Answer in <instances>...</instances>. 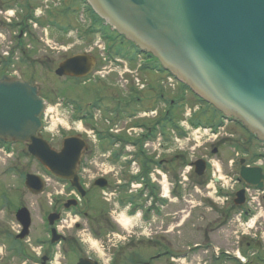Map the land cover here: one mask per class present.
I'll return each instance as SVG.
<instances>
[{
  "label": "water",
  "instance_id": "1",
  "mask_svg": "<svg viewBox=\"0 0 264 264\" xmlns=\"http://www.w3.org/2000/svg\"><path fill=\"white\" fill-rule=\"evenodd\" d=\"M85 1L102 21L155 57L199 99L264 142V0ZM88 59L76 55L61 63L56 75L83 76L90 67ZM43 112L35 88L7 76L0 79V142L27 143L30 155L52 175L70 180L80 191L76 171L85 144L70 137L59 152L51 150L39 135ZM191 166L197 176L203 175V161ZM239 180L263 189L259 168L241 167ZM95 185L102 188L105 182ZM25 186L39 193L43 184L28 175ZM234 203H244L243 190ZM16 219L22 226L18 238L23 239L30 215L22 209Z\"/></svg>",
  "mask_w": 264,
  "mask_h": 264
},
{
  "label": "flooded vegetation",
  "instance_id": "2",
  "mask_svg": "<svg viewBox=\"0 0 264 264\" xmlns=\"http://www.w3.org/2000/svg\"><path fill=\"white\" fill-rule=\"evenodd\" d=\"M126 45L128 52L121 55L122 59L132 56L133 53L132 47L128 44ZM94 57L96 58V63L93 72L102 70L103 68L111 70L123 69L122 65L112 67L108 61L103 59L98 61L97 55H94ZM143 73L145 74L147 71L143 70ZM124 79L127 81V84L122 87L114 74L108 75L103 80L94 78L93 80L98 81L94 84L99 89V97L87 102L78 97L79 102H75L79 109L75 108L73 104H71L70 107L73 109L74 113H77V116L83 118L84 127L87 126V124H85L86 120H88L92 114H96L97 132L104 129H101L103 123L108 122L111 126L108 131H114L116 129V139L121 143L128 142L127 157L130 161L126 163V158L123 157L127 146H125V149L124 146H120L114 151L113 161L115 158L116 166L121 165L127 169L134 162L137 166H141L142 164L145 166L141 196L128 195L129 186L120 181L119 186L116 184L117 186L114 190L117 192L118 204H121L122 207L126 205L129 208L128 212L126 209H123L125 215L132 216V211L141 210L143 223L149 228L148 234L142 240L138 239L134 241V239H131L121 245H116L117 242H115V244L108 246L107 243H110L112 240L105 241V243L102 244L103 250L109 253L112 248L110 252L111 258L107 259L105 262L93 256L88 251L92 250V248L88 247L84 242L85 232H88L92 237L96 236L94 237L96 239H101L102 236H104L103 231L108 230L112 232L113 239H115L116 237L119 238L117 234L120 232V229L116 225V220L113 216L116 212L107 209V206L101 200L100 192L96 194L98 205L101 206L100 209L96 210L97 208H93V204L89 203V192L93 190L94 187L86 185L84 182V175L82 174L87 165L92 164V162H89L91 151L87 149L81 158L78 169L79 181L85 191L83 197H80L79 193L75 189H72L69 182H64L62 184L64 193L60 192L62 195L60 197L57 196L56 205L48 203L47 197L44 195L49 186L44 187V193L40 196L31 195V197L37 200L36 204H38L41 210L40 213L42 214L39 233L36 234L32 240L33 246L36 249L34 257H32V253L24 249V241L18 240L17 236L20 229L14 234L6 229H2V234H0V241L2 244L10 243L9 251L11 253H17L21 248L23 253L17 254L20 258L23 257V259L17 258L16 262L19 261L22 262V264H27L23 261H27L30 258L34 260V264H79L80 261L85 259L89 260L86 264H171V262H175L174 257H176L177 260L179 258L183 261L191 258V262L202 264V261L199 260L200 257L208 253H210L211 259L205 261L203 264H264V196L260 199L261 203L258 206L259 208H248L245 202L241 205H236L234 200L227 201L220 205L209 197L207 191L209 189L208 175L205 172L202 177H197V180L200 182L199 185L195 183L193 188L190 186L193 192L204 193H201L202 196L197 198L195 204L191 201H187L185 197L176 199V202H179L178 205L170 198L164 201V196H162L165 162L164 154H162L164 153V138H162V142L156 144L157 131L150 132L146 135L144 141L135 139L129 141V139L125 138L127 129H131L135 125V122L140 120V114L142 112L157 108L151 105L154 96L150 99V103H147L143 96L144 94L150 95L149 92L152 89L144 88L142 91H138L130 83L129 75H124ZM93 80L92 78L89 80H82L78 86L85 87ZM131 94L138 95L140 99H136V101L133 99L127 100V97ZM160 96L161 93L159 91V97ZM160 99L161 98H159V100ZM143 102H145L144 106ZM137 108H140V111L136 112ZM199 113H201V111L198 112V114ZM206 114L213 119L219 120L221 118V115L212 108H208ZM157 116V118H159L160 114ZM92 128H95V125L92 124ZM156 128L157 126L154 127V129ZM158 128L160 129L161 126ZM240 131L242 132V130ZM242 134L245 135L243 132ZM162 135L164 136V132ZM234 138L235 137H233L232 140L234 142L233 144L231 142V145H235V147L239 149L241 142L237 141L236 138V140H234ZM147 140L148 144L145 149L144 145ZM244 141L245 138L242 139V142ZM251 141L255 143L253 138ZM225 146H228V144L224 138L218 140L211 147V152L209 154H204V158L211 159L219 156V150ZM229 147H231L230 144ZM157 151L160 153V158L158 159L155 158ZM175 158H177V156H175ZM173 161L175 160L173 159ZM233 172L238 174L239 164L234 166ZM201 186L203 188L202 190L200 189ZM188 187L189 185L187 188ZM172 194L174 198L175 194ZM136 199L141 200H138L134 205L131 201ZM75 200L78 201L77 204L74 202ZM46 204L48 205L47 209L45 208ZM67 204H69L70 207H68ZM170 204H173V207H180L178 208L179 211L171 214L168 213L167 210L169 208L171 209ZM190 204L191 207L189 206ZM21 208H26L30 212L29 206L27 207L22 202H19L12 206L13 210H11V213L14 215V219L16 212ZM88 211L91 213L94 211L98 215L96 217L93 214L88 215ZM184 214L186 215L183 216ZM51 216H53L52 220L50 219ZM108 216L111 217V220H113L112 222L115 224H111ZM171 216H178V223H180L178 227L181 228V232L176 233V235H178L174 238L172 236L174 234L173 231L169 229L171 225H174L173 222H170ZM72 218L76 220L74 221V225L69 227L68 223H70ZM184 218L188 220L185 225V220L180 221ZM251 220L253 226L249 227L248 224ZM156 221L160 222L161 225L159 227L155 225ZM187 225L191 228H185ZM154 227L157 229L153 232ZM246 228H250V230L247 231ZM188 229L189 232H184V230ZM191 230H194V232ZM223 230L228 232L226 236L228 242L224 244V248L217 242L218 237L222 238L221 233ZM190 235L191 238L189 240L188 237ZM129 237L132 238L131 236ZM175 246H178V254L173 253ZM165 249L167 251H165ZM26 252H28L29 255H27ZM138 253L142 255V258L138 256Z\"/></svg>",
  "mask_w": 264,
  "mask_h": 264
},
{
  "label": "rangeland",
  "instance_id": "3",
  "mask_svg": "<svg viewBox=\"0 0 264 264\" xmlns=\"http://www.w3.org/2000/svg\"><path fill=\"white\" fill-rule=\"evenodd\" d=\"M1 4H0V11L2 13H4V11L8 10V11H13L15 12L16 9L20 8V6H22V8H24L26 11H32L34 8L36 7H40L41 6V2L42 0H0ZM23 10V13H16V16H23V20L27 19V12ZM7 12V11H6ZM11 14V13H10ZM51 14L54 15V18L61 23V25H66L65 23L68 22V27L72 26L75 27V29L77 28V26L79 25V21H80V15L83 14V8H82V2L81 0H61L60 2V6L59 8L53 9ZM6 15V14H5ZM7 16V15H6ZM3 17L2 15H0V54L5 50V47L8 45V42H11L12 40L14 41V38L12 37L11 40H8L9 38L6 37V35L8 34L7 31L2 28L3 25ZM51 18V17H50ZM87 18V15H86ZM88 19V18H87ZM81 22H82V18H81ZM25 25H27V22H25ZM89 25V22H88ZM45 26V25H44ZM29 30V28H28ZM32 30V28H31ZM28 31V34L31 32ZM31 34V40H32V44H31V49L30 51H32L31 55H34L36 57H39V59H44V60H48V64H47V68H52V66H54L55 64H53V59H60L62 58L63 54L62 51L59 50H50L47 46H45V44L36 41L33 37L35 36V34H39V36L41 35L40 30L36 31V33H32ZM48 34H49V38H48V42L47 44L51 41L53 42L57 49L59 48L58 46L60 45H67V42H72V40H68L65 37H62L60 30L58 28H56V25H53V30L52 29H48ZM33 36V37H32ZM97 38L92 36H88V39H84V41L90 42L92 39L93 41ZM43 39V37H42ZM28 41V40H27ZM45 41V40H44ZM92 41V42H93ZM15 43V41L13 42V44H11L10 46H13ZM17 44V42L15 43ZM92 44V43H91ZM90 44V45H91ZM23 47L25 49L26 47V43H23ZM93 46V45H91ZM91 46H87L86 48H75L73 49V51H77V50H89L91 48ZM15 47V46H14ZM14 49V48H13ZM95 52V50H93ZM78 52V51H77ZM1 57V56H0ZM31 63H33V67L32 68H23L21 69L22 72L19 71L20 74V78H24V80L26 82H28L29 84H34L35 86H37L40 90V93L45 97L46 102L48 103L47 105V111L45 116L43 117V125L45 127V131L43 132L44 137L50 142L51 146L53 149H58L61 146V142L62 139L65 135H68L70 133H82L80 132L81 130V124L79 123V120L77 118H74V116H77V113L73 112V109L71 110L69 107L66 106V101L63 100V96H65L66 98L70 99V100H76V97H80L81 99H83L84 101H90L92 99H96L99 97L100 93H99V89L98 87H96V85L94 83H97V80H93L90 81V83L87 86H73L72 84H63L61 83L62 81L65 82L63 79L59 80V79H53V77L48 73L49 71H46V69L43 67V69H38V65L34 64L35 62L31 60ZM41 63V62H40ZM20 64H18V62L15 63V66L17 69H19ZM31 65V66H32ZM30 66V67H31ZM7 70V69H6ZM20 70V69H19ZM52 72V70H51ZM1 75V74H0ZM53 75V74H52ZM107 75V74H106ZM114 75L117 79L118 82L123 83V81L120 80L119 76H117V74L115 73L114 70ZM162 74H156V72H153L151 70H148L147 73V77L150 79L151 83H152V90H150L149 94H144V98L146 100L147 103H150V99L153 98V103L151 105H153L154 107L160 108V117L157 118L156 120H137L135 122L134 126H139V127H143L145 129H152L154 127H164V132L166 134L169 133V129L171 130V126L172 124H177V122H181L184 120V118L182 116H187L185 118V120L189 117L190 113L189 111H185L184 107L186 106L187 108H189L192 105H200L201 108V113H199L198 115H196L195 117H193V120H201L203 124L206 125H211L214 124L215 119L209 117L206 114V110L208 109V107L199 104V102L195 99V97H193L189 92H186V94H184L183 97V92L185 91L183 89V87L179 84L178 87L176 86L175 82H170L168 81V85L164 86L167 89H162V86L160 85V78H161ZM76 84H80V82L76 81ZM151 88V87H149ZM162 89V93L165 96V100L167 101L169 99H172L176 102H178L176 105V107H172L169 111V107L170 105H166L164 104L162 101L159 100V91ZM148 90V89H146ZM145 90V91H146ZM185 93V92H184ZM141 97V96H140ZM156 98V99H155ZM128 99H133L136 101V99H140L138 95L136 94H131L127 97ZM145 105V102H143V106ZM163 105H164V109H163ZM166 105V107H165ZM207 108V109H206ZM79 109V108H78ZM164 110V111H163ZM111 111V109H110ZM140 111V108H137L138 112ZM162 112V113H161ZM164 112V113H163ZM169 112V113H168ZM140 113V112H139ZM168 114V116H165ZM143 115V114H142ZM141 115V116H142ZM159 115V114H157ZM164 116V118H163ZM155 117V116H154ZM173 117L172 123L167 122L168 120H170V118ZM165 118H167V121L165 120ZM144 119V118H143ZM219 122V121H218ZM174 126H179V125H174ZM198 125H193L190 124V121L187 125L184 124L182 127V129H177L175 128L177 135H178V140L181 141H175L173 139L170 138V136L166 135L165 138H167V140L164 142V151L165 150H169V149H174L176 150V148L180 149L178 150V152L176 151L174 154H172L171 158H169L167 161L172 163L171 166H174V171L177 170V174L173 175L172 172H169L166 176V178L164 179V188H167L168 190L172 191H176V194L182 197H185V199L187 201H191L193 204H195L197 202V198L201 197L202 194H204L203 192L201 193H196L193 192V185L195 183H197L198 185L200 184V182L197 180V177L192 176V171L190 172V174L188 175V185L189 187L187 189L184 190V193H181L182 190L180 191L181 187H177V182L179 180V177L182 173V168L180 167V164L175 165V161H173V155L180 154V159L183 157V159H185V161L187 160V158L189 157V155H192L193 157H200L201 155L204 154H209L211 152V142H208L207 140H203L202 135V130L200 131H194ZM83 128H88V126H85ZM100 128V126H99ZM105 129H103L104 131ZM159 130V128H158ZM168 131V132H167ZM228 135H231L232 138L228 137H224V140L227 141L228 146L222 147L219 150V156H216L217 160H221L224 163H227L228 160L230 159H234V153L232 151V149H235L236 151H239L237 148H235V145H231V142L233 144L234 141L233 137H235L237 139V141H241L243 138H245V140H248V136L243 135L242 132L239 130V128L234 124V125H228L226 127V130ZM99 137V136H98ZM95 138L93 137V135L90 137V146H89V150L91 151V155H90V161L92 162V164H88L87 167L85 168V170L82 172V174L84 175V182L86 183V185H90L92 187V184L94 182L95 179L99 178L102 175L101 172V165L102 164H108V162L101 156L103 152V150H109L111 149L109 145L104 144L103 147L98 144V139L99 138ZM234 138V140H236ZM222 139V137L220 136L218 138ZM181 142V143H180ZM179 144H181L179 146ZM229 144L231 147H229ZM252 145H255V143H252ZM234 148H233V147ZM194 149V150H190V149ZM257 148V149H256ZM264 148V145L260 144V145H256V147H254V149H256V152L261 153L262 149ZM240 152V151H239ZM194 154V155H193ZM182 155V156H181ZM238 161V160H235ZM110 164H114V161H111ZM238 165V164H237ZM181 168V169H180ZM184 168V167H183ZM220 170L219 171L217 168L216 169V173L221 174L222 172L226 175V173H229V167L226 164L222 165V168L219 166ZM211 173V172H210ZM26 174H36L39 176H43L44 179L48 180L49 182V187L47 189V192L45 194L49 193H54L55 190L57 192H63V187H62V183H57L56 181H54L53 178L47 176L46 173H44V171L42 170V168L40 167L39 164H37L27 153L26 151V147L24 145H9L6 146L5 148H0V234H2V229H6L8 231H10L12 234H14L16 231H18L17 228V223L15 222L14 219V215H12V206H14L15 204L22 202L25 206H29L30 209V213H31V217H32V227L30 229V234L28 237V240L26 242L23 243V247L26 251L30 252L33 254L32 257H34V251L36 250L33 246L32 240L33 237L39 233V229H40V224H41V217L42 214L40 213V209L38 204H36L37 200L33 197L30 196V194L27 192V190L23 187V182H24V177ZM112 174L113 173H109L107 176L110 179V186L105 190L106 191V197L109 201H104V204L107 206V209L109 211H113L116 209L115 205H117V200L115 199L114 196H108L111 191H114L115 188V180L112 179ZM233 174V173H232ZM234 175V174H233ZM128 177V170L127 169H123L122 173L118 176V178H120L121 180L125 181ZM209 178V176H208ZM213 181H210L209 183L212 184ZM169 184V186L167 185ZM170 184H174V186L171 187ZM166 186V187H165ZM192 186V188L190 187ZM241 185H239L237 188L238 190L241 189L240 187ZM200 189L202 190V186L200 187ZM210 189V188H209ZM165 190V189H164ZM206 191V190H205ZM100 191L97 189H93L89 192V196L88 199H90L89 203L93 204V208H97L96 210H99L101 206L98 205V201L96 199V194L99 193ZM251 192V191H250ZM44 194V195H45ZM59 195H62L60 193H58ZM181 194V195H180ZM56 194H54L53 196H55ZM171 195V194H170ZM264 195V194H263ZM100 196L103 198V194L100 193ZM233 196L232 198H230L228 201L233 200ZM172 201H174L173 199H171ZM261 200L259 199V204ZM137 202V199H136ZM176 205H178L179 202H176ZM171 205V209L169 208L167 210L168 213H175L177 211H179L178 206L173 207V204ZM262 205V204H261ZM191 207V204L189 205ZM104 208V206H103ZM259 208V207H258ZM105 209V208H104ZM120 210V209H119ZM261 210V208H260ZM257 210V211H260ZM119 213V212H117ZM87 214H93L95 217L98 215L97 213H95L93 211V213H91L90 211L87 212ZM138 212L135 213L134 216L132 217H126V219H128V221L130 222V224L132 225V227L127 226L125 229L120 228V232L117 234L119 236V238H115L113 239L112 236V232L110 231H103V235L101 239H99L98 241H95V238H93L91 235H89L88 232H85V236H84V240H86V245L87 243L90 244L92 250H88L93 256H96L97 258H99L101 261L103 260L104 262L111 258V249L110 252L108 253L107 251L103 250L102 248V244L105 243V241L107 240H112L110 243L108 242L107 245H111V244H115L116 245H121L125 242L130 241L131 239H134V241L136 240H142L143 238H145V233L148 234V232L144 231L143 234V229H144V223L142 221V217L140 218L139 216H137ZM141 215V214H140ZM186 214H184L183 216H185ZM116 216V215H115ZM176 217V218H175ZM193 217V216H192ZM108 218L111 221V224L113 225L114 223L111 220V217L108 216ZM178 216H171V221L173 222L174 225L170 226V230L173 231V238L176 235V233L181 232L180 231V227H178ZM175 219V220H173ZM76 219L72 218L70 220V223H68L69 227H72L74 225V221ZM185 220L184 225L186 224V221H188L187 219H181L180 221ZM156 226H160V222L156 221ZM249 227L253 226L252 220L249 222L248 224ZM185 228H191L189 225H187ZM157 228H153V232L154 230ZM188 230H184V232H189ZM247 231L250 230V228H246ZM156 231V230H155ZM192 232H194V230H191ZM152 232V231H151ZM152 232V233H153ZM254 233V232H252ZM116 234V233H114ZM228 235L227 231H222L221 233V237L217 238V242L219 243V245L224 248V244L226 242H228V239H226V236ZM129 236H131L132 238H130ZM189 240L191 238V235L188 237ZM182 241V240H181ZM184 242V241H182ZM10 243L9 244H2V242L0 241V264H22V262H16L17 258L18 259H23L20 258L19 255L17 253H11L9 251V247H10ZM7 248V249H6ZM32 249V252H31ZM174 254H178L179 251L178 246L174 247ZM165 251H167L165 249ZM27 253V255H29V253ZM17 255V256H16ZM210 253H208L207 255L204 254V256L200 257L199 260L202 261V264L211 259V255ZM138 256L140 258H142V255L140 253H138ZM26 258V257H24ZM3 259V261H2ZM191 259V258H190ZM190 259L187 260H181L178 258L175 259V262H171V264H195L193 262L190 261ZM23 262L27 263V264H34V260L32 258H30L29 260H24Z\"/></svg>",
  "mask_w": 264,
  "mask_h": 264
},
{
  "label": "bare ground",
  "instance_id": "4",
  "mask_svg": "<svg viewBox=\"0 0 264 264\" xmlns=\"http://www.w3.org/2000/svg\"><path fill=\"white\" fill-rule=\"evenodd\" d=\"M213 166L215 167V168H217L218 167V163H216V162H213ZM218 178H220V177H218ZM221 179V178H220ZM165 190H166V188H164ZM118 223L120 224V226L121 227H123L124 229L127 227V226H130V227H132V225L130 224V222L128 221V219H126V217H121V219H119L118 220Z\"/></svg>",
  "mask_w": 264,
  "mask_h": 264
},
{
  "label": "built area",
  "instance_id": "5",
  "mask_svg": "<svg viewBox=\"0 0 264 264\" xmlns=\"http://www.w3.org/2000/svg\"><path fill=\"white\" fill-rule=\"evenodd\" d=\"M222 187H223V188H226L227 186H225L224 184H222Z\"/></svg>",
  "mask_w": 264,
  "mask_h": 264
},
{
  "label": "trees",
  "instance_id": "6",
  "mask_svg": "<svg viewBox=\"0 0 264 264\" xmlns=\"http://www.w3.org/2000/svg\"><path fill=\"white\" fill-rule=\"evenodd\" d=\"M171 123V122H170ZM193 125H198L199 126V124L198 123H194Z\"/></svg>",
  "mask_w": 264,
  "mask_h": 264
}]
</instances>
